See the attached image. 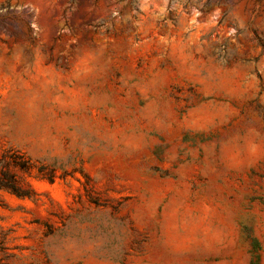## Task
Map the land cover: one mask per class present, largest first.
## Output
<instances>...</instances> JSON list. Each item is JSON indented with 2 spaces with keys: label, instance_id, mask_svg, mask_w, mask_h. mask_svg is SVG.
Returning a JSON list of instances; mask_svg holds the SVG:
<instances>
[{
  "label": "rangeland",
  "instance_id": "1",
  "mask_svg": "<svg viewBox=\"0 0 264 264\" xmlns=\"http://www.w3.org/2000/svg\"><path fill=\"white\" fill-rule=\"evenodd\" d=\"M5 169L0 264H264V0H0Z\"/></svg>",
  "mask_w": 264,
  "mask_h": 264
},
{
  "label": "trees",
  "instance_id": "2",
  "mask_svg": "<svg viewBox=\"0 0 264 264\" xmlns=\"http://www.w3.org/2000/svg\"><path fill=\"white\" fill-rule=\"evenodd\" d=\"M11 163L25 171L31 168V163L26 159H22V161L12 159ZM0 173L2 174V176H0V189L6 190L20 198L31 197L32 189L29 184H27L26 189H23L9 170H0Z\"/></svg>",
  "mask_w": 264,
  "mask_h": 264
}]
</instances>
